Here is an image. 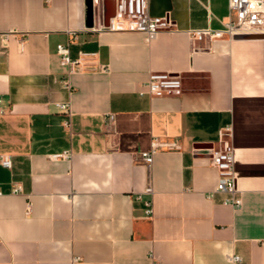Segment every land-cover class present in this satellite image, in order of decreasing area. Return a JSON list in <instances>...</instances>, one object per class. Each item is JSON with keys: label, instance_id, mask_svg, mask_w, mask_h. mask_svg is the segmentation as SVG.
<instances>
[{"label": "crops", "instance_id": "0c3cea01", "mask_svg": "<svg viewBox=\"0 0 264 264\" xmlns=\"http://www.w3.org/2000/svg\"><path fill=\"white\" fill-rule=\"evenodd\" d=\"M116 4L0 0V264H264V38L190 40L223 26L229 0H149L175 23L151 41L103 28ZM58 44L108 69L69 75ZM151 72L179 75L182 92L150 95ZM227 126L238 210L208 197ZM155 138L170 147L147 166Z\"/></svg>", "mask_w": 264, "mask_h": 264}, {"label": "built area", "instance_id": "2783aa9c", "mask_svg": "<svg viewBox=\"0 0 264 264\" xmlns=\"http://www.w3.org/2000/svg\"><path fill=\"white\" fill-rule=\"evenodd\" d=\"M50 1V0H47ZM110 31H138L146 35V40L151 41L163 30L175 29V23L169 13L162 16H153L149 11V0H117L116 13L110 18L109 23L103 27ZM190 40L212 42L215 39L228 37L229 39L238 36L264 35V0H229V13L221 28L211 26L203 28H190L188 30ZM58 52L61 56L62 64L68 66V74L79 70H107L106 66H92L85 62V55L73 59L70 55L69 46L58 44ZM147 92L152 96H168L180 94L182 92V81L179 75L168 72H151L146 84ZM145 93L144 91L140 92ZM2 95L0 94V103ZM58 106L65 112H70V103L61 102ZM115 121V114L110 113L106 117V124L112 125ZM231 127L227 126L220 130L219 149H212L210 153L211 164L217 168L220 181L215 190L208 193L209 198L217 194L223 195L221 202L230 205L234 210L242 208V191L238 187L235 173V149L229 136ZM170 147L168 144L155 138L152 141L150 150L141 152L142 161L151 166L154 160V153L162 147ZM72 153L65 151L62 154H55L54 158H70ZM0 161L7 167H12V160L9 156H1ZM23 191L22 186L16 185L14 193ZM152 184H149L144 193L153 194ZM1 194V192H0ZM138 194V198H141ZM146 216L151 218L154 214L152 199L146 200ZM30 205L28 207L29 211ZM80 256L72 258V264L80 262ZM232 260L240 261L237 254L232 256Z\"/></svg>", "mask_w": 264, "mask_h": 264}, {"label": "water", "instance_id": "95a60500", "mask_svg": "<svg viewBox=\"0 0 264 264\" xmlns=\"http://www.w3.org/2000/svg\"><path fill=\"white\" fill-rule=\"evenodd\" d=\"M239 37H243V38H248V37H261L264 38V35H249V36H239Z\"/></svg>", "mask_w": 264, "mask_h": 264}]
</instances>
